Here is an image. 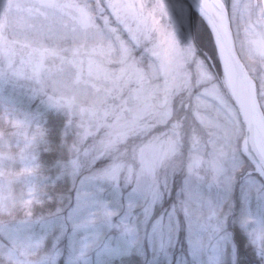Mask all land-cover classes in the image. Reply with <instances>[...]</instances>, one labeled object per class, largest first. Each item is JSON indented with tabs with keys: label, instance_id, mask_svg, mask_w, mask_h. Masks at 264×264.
Segmentation results:
<instances>
[{
	"label": "rangeland",
	"instance_id": "374dc122",
	"mask_svg": "<svg viewBox=\"0 0 264 264\" xmlns=\"http://www.w3.org/2000/svg\"><path fill=\"white\" fill-rule=\"evenodd\" d=\"M221 1L264 120L261 0ZM189 11L182 0H0V93L22 87L65 114L71 170L100 163L66 217L67 264L105 262L109 229L122 253L183 244L194 264L233 262L231 222L264 257V182L244 177L241 119L192 43ZM34 244L11 254L0 243V264L56 263Z\"/></svg>",
	"mask_w": 264,
	"mask_h": 264
},
{
	"label": "trees",
	"instance_id": "16d2710c",
	"mask_svg": "<svg viewBox=\"0 0 264 264\" xmlns=\"http://www.w3.org/2000/svg\"><path fill=\"white\" fill-rule=\"evenodd\" d=\"M189 12L192 43L219 68L210 32L196 13ZM66 121L65 114L44 108L22 87L5 86L0 93V189L6 183L10 193L5 207L0 208V243L11 254L36 243L41 255L58 256L56 263L49 264H67L69 242L74 239L66 217L74 206L75 194L83 191L80 182L84 175L100 166L99 162L91 165L83 160L78 170H71L70 146L75 137ZM229 231L235 261L225 264H264L262 252L249 242L243 228L231 222ZM117 233L109 229L104 235L110 249L106 264H194L183 244L167 247L162 254L151 253L146 244H141L139 254L122 253L118 249L122 236ZM89 264L102 262L95 259Z\"/></svg>",
	"mask_w": 264,
	"mask_h": 264
},
{
	"label": "water",
	"instance_id": "95a60500",
	"mask_svg": "<svg viewBox=\"0 0 264 264\" xmlns=\"http://www.w3.org/2000/svg\"><path fill=\"white\" fill-rule=\"evenodd\" d=\"M185 1H187L192 10L198 14L209 32H211L222 75L226 78L223 64L221 63L218 44L222 48L227 63L235 74L233 87L231 90L229 89V92L244 128L243 143L241 146L242 154L254 167V172H248L247 174H258L262 181H264V159H262L257 149L255 138L258 123L260 121L264 126V120L259 113V108L256 103L254 84L250 80L248 74H246L243 64L240 63L238 53H236L233 33L230 29L228 11L221 0ZM262 8L264 9V0H262Z\"/></svg>",
	"mask_w": 264,
	"mask_h": 264
},
{
	"label": "bare ground",
	"instance_id": "6f19581e",
	"mask_svg": "<svg viewBox=\"0 0 264 264\" xmlns=\"http://www.w3.org/2000/svg\"><path fill=\"white\" fill-rule=\"evenodd\" d=\"M218 50L221 55V63L223 64L224 72L226 75V78H224V86H226L228 89H232L233 87V80L235 79V74L233 73L230 65L227 63V60L224 56V53L222 52V48L218 44ZM256 146L259 150L262 159H264V126L262 123H258V128L256 131Z\"/></svg>",
	"mask_w": 264,
	"mask_h": 264
}]
</instances>
